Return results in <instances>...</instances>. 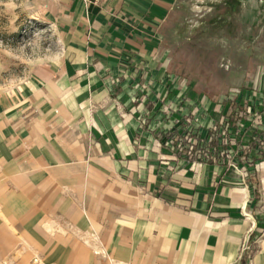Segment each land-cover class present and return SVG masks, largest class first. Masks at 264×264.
Masks as SVG:
<instances>
[{"label":"crops","instance_id":"obj_1","mask_svg":"<svg viewBox=\"0 0 264 264\" xmlns=\"http://www.w3.org/2000/svg\"><path fill=\"white\" fill-rule=\"evenodd\" d=\"M34 3L58 47L0 92V213L23 222L30 260L241 264L254 232L247 264H264V159L245 184L165 143V108L188 94L162 36L177 0ZM249 89L264 96V82ZM46 221L68 234L36 226ZM19 237L0 228V259Z\"/></svg>","mask_w":264,"mask_h":264},{"label":"rangeland","instance_id":"obj_2","mask_svg":"<svg viewBox=\"0 0 264 264\" xmlns=\"http://www.w3.org/2000/svg\"><path fill=\"white\" fill-rule=\"evenodd\" d=\"M162 36L170 70L188 87L185 95L205 105L211 103L214 118L229 117L241 124L245 100L236 103L226 99L234 98L235 91L264 82V0H177ZM57 47L58 35L39 14L34 0H0V92L23 84ZM254 96L264 97L257 92ZM195 113V108L184 107L183 103L174 108L167 106L164 111V127L181 122L175 136L180 138L178 145L183 150L187 138L197 131L192 124ZM261 122L264 106L259 107L258 117L244 123L245 131H238L239 141L252 132L261 133L256 128ZM176 149L180 151L177 145ZM22 223L0 213V228L21 236L0 264H34L30 259L35 252L24 242L31 244L32 238L22 236L28 234ZM48 224L51 228L46 227ZM36 226L52 237L69 232V227L59 222H39Z\"/></svg>","mask_w":264,"mask_h":264},{"label":"built area","instance_id":"obj_3","mask_svg":"<svg viewBox=\"0 0 264 264\" xmlns=\"http://www.w3.org/2000/svg\"><path fill=\"white\" fill-rule=\"evenodd\" d=\"M178 81V77L176 78ZM186 90V88H185ZM245 92V94H243ZM255 92L247 90H239L233 93L234 98H228L241 103L244 99L246 103V110L243 115L240 116V123L236 124L229 117H217L209 114L208 107L204 101L189 99L184 92L180 94L176 101H172L168 107L174 108L175 106L183 103L184 107L192 106L196 109V113L193 116L192 124L197 131H194L192 135L187 138L186 147L183 148L178 145L179 139L175 136V132L179 129L181 122H177L174 126L165 127L164 133L171 135L166 140V144L171 150L175 151L176 145L179 146L180 152L183 150L185 154H182L184 159L190 158L194 160H201L203 162H215L219 165H225L234 173L242 178L243 183H247L250 178V173L257 171L259 162L264 159V122L257 125V129L262 131L261 133H250L248 137H241L239 141L238 131H245V122L253 121L258 117V109L260 106H264V97L261 99L254 96ZM257 99L254 101V99ZM170 113V110H168ZM162 114V113H161ZM162 119V117H161ZM254 131V130H253ZM240 137V136H239ZM177 140V142H175ZM245 218L255 221V217L248 213L246 209L243 210ZM261 231V230H260ZM254 237V232H251L247 237L242 247V255H245L251 250V242ZM104 258L109 260L110 264H121L105 253L97 252Z\"/></svg>","mask_w":264,"mask_h":264},{"label":"trees","instance_id":"obj_4","mask_svg":"<svg viewBox=\"0 0 264 264\" xmlns=\"http://www.w3.org/2000/svg\"><path fill=\"white\" fill-rule=\"evenodd\" d=\"M178 152H179L178 154L181 155V152L180 151H178ZM252 253H253V250L251 248V250L243 257L241 264H247V262H248L249 258L251 257Z\"/></svg>","mask_w":264,"mask_h":264},{"label":"bare ground","instance_id":"obj_5","mask_svg":"<svg viewBox=\"0 0 264 264\" xmlns=\"http://www.w3.org/2000/svg\"><path fill=\"white\" fill-rule=\"evenodd\" d=\"M46 227H49V228H51L49 224H48V225H46Z\"/></svg>","mask_w":264,"mask_h":264}]
</instances>
